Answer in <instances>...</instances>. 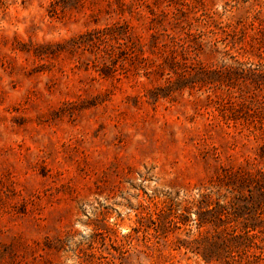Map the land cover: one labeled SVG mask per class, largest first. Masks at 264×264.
I'll list each match as a JSON object with an SVG mask.
<instances>
[{
	"label": "rangeland",
	"instance_id": "obj_1",
	"mask_svg": "<svg viewBox=\"0 0 264 264\" xmlns=\"http://www.w3.org/2000/svg\"><path fill=\"white\" fill-rule=\"evenodd\" d=\"M259 172L264 0H0V264H223Z\"/></svg>",
	"mask_w": 264,
	"mask_h": 264
},
{
	"label": "trees",
	"instance_id": "obj_2",
	"mask_svg": "<svg viewBox=\"0 0 264 264\" xmlns=\"http://www.w3.org/2000/svg\"><path fill=\"white\" fill-rule=\"evenodd\" d=\"M253 181L262 192L260 198L264 199V172H259ZM205 204L201 198L192 197L186 204L179 203L173 208L179 217L175 222L177 228L190 220L197 230L188 238L178 239L176 248H185L207 262L264 264V210L246 216V209H239L237 216L242 221L227 229L222 218L226 216L223 210L227 208L221 205L209 208ZM193 213L194 219L191 218ZM205 226L209 228L204 229Z\"/></svg>",
	"mask_w": 264,
	"mask_h": 264
}]
</instances>
